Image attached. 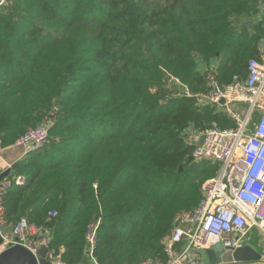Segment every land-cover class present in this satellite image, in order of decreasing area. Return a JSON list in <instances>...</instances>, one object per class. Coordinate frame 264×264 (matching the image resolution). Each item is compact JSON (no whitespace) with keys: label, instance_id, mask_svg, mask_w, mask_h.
Masks as SVG:
<instances>
[{"label":"trees","instance_id":"obj_1","mask_svg":"<svg viewBox=\"0 0 264 264\" xmlns=\"http://www.w3.org/2000/svg\"><path fill=\"white\" fill-rule=\"evenodd\" d=\"M261 1L0 4V147L48 126L47 142L13 165L25 182L2 196L5 228L25 218L65 264L82 261L93 228L97 264L164 260L175 216L196 207L220 169L190 160L184 131L235 127L212 107L169 98L167 82L207 91L199 66L211 63L222 87L246 78L264 44Z\"/></svg>","mask_w":264,"mask_h":264},{"label":"built area","instance_id":"obj_2","mask_svg":"<svg viewBox=\"0 0 264 264\" xmlns=\"http://www.w3.org/2000/svg\"><path fill=\"white\" fill-rule=\"evenodd\" d=\"M259 9V14L264 17V0ZM259 51V57L248 62L246 78H235L226 87L215 78L214 63L199 66L207 81V91L193 92L179 78H169V98L184 96L191 98L199 108L212 107L231 118L235 127L221 129L212 123L190 126L184 131V141L192 148L193 159L216 161L220 169L203 184L202 197L196 207L175 216L174 226L162 244L166 258L140 264H205V251L218 243L234 250L244 245H259L255 238L264 240L263 43ZM47 139L48 126L40 125L27 130L16 144L34 150L43 146ZM24 182V177L13 174L0 181V235L3 241L22 245L34 253L41 228L21 218L5 230L3 220V194L10 186H21ZM87 192L94 196L97 185L90 184ZM54 214V211L49 213ZM94 231L95 228L91 229L87 235L91 256L95 245ZM51 252L52 264H65L54 250ZM256 264H264V255L263 261Z\"/></svg>","mask_w":264,"mask_h":264},{"label":"water","instance_id":"obj_3","mask_svg":"<svg viewBox=\"0 0 264 264\" xmlns=\"http://www.w3.org/2000/svg\"><path fill=\"white\" fill-rule=\"evenodd\" d=\"M2 3L4 2L0 0V4ZM250 24L251 22L243 23V25ZM25 147L27 146L16 143L11 146L0 147V181L13 173V165L23 158L24 153L29 151L26 150L25 152ZM190 160H193L192 156ZM48 240L47 233L41 230L37 236L38 247L33 253L22 245L3 241L0 235V264H52L50 261L52 252ZM263 255V248L256 249L251 245H244L233 250L224 248L218 243L205 251L207 264H230L233 262L256 264L263 261ZM78 264H97L90 254L89 247H87L82 261Z\"/></svg>","mask_w":264,"mask_h":264},{"label":"rangeland","instance_id":"obj_4","mask_svg":"<svg viewBox=\"0 0 264 264\" xmlns=\"http://www.w3.org/2000/svg\"><path fill=\"white\" fill-rule=\"evenodd\" d=\"M3 2H5V0H3ZM175 77V76H174ZM209 179V178H208ZM208 179H206L205 181H203V183L201 184V190H202V187H203V184L208 180ZM91 204V203H90ZM90 206V205H89ZM183 212V211H182ZM181 212V213H182ZM178 215V214H177ZM259 238H255V240H256V243L257 242H260L259 243V245L260 244H262V245H257V244H255L254 246L257 248V249H261V248H264V240L263 241H261V240H258ZM261 247V248H260ZM203 262L205 263V261H204V256H203Z\"/></svg>","mask_w":264,"mask_h":264},{"label":"crops","instance_id":"obj_5","mask_svg":"<svg viewBox=\"0 0 264 264\" xmlns=\"http://www.w3.org/2000/svg\"><path fill=\"white\" fill-rule=\"evenodd\" d=\"M260 18H262V16L260 15V14H258L257 15V19H260ZM29 147H25V152H26V150H29L28 149ZM24 155H25V153H24ZM24 155H23V157H24ZM10 228V226H8V228H5V230H8ZM255 244H251V246H253L254 248H256L255 246H254ZM257 249V248H256ZM204 261H205V264H207V261H206V256L204 255Z\"/></svg>","mask_w":264,"mask_h":264}]
</instances>
